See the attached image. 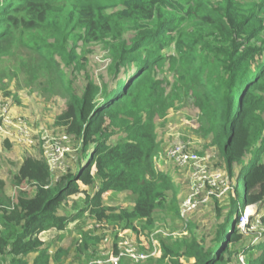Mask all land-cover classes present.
<instances>
[{
	"label": "trees",
	"instance_id": "trees-1",
	"mask_svg": "<svg viewBox=\"0 0 264 264\" xmlns=\"http://www.w3.org/2000/svg\"><path fill=\"white\" fill-rule=\"evenodd\" d=\"M263 36L264 0H0V92L11 95L6 78H22L60 94L65 105L57 124L81 145L55 182L42 152L25 156L12 183L34 190H21L16 201L0 179V264H65L71 248L50 253L39 234L63 231L84 214L134 231L136 224L149 229L157 211L179 214L180 188L154 159L155 117L173 105L156 75L165 65H177L185 91L193 90L205 135L234 183L229 210L209 241L196 221L185 222L188 233L160 238V256L147 264H231L232 256L254 249L261 252L247 264H264V233L245 246L238 228L245 206L264 204ZM79 41L101 43L110 59L107 80L87 76L80 93L67 72L83 66ZM209 55L215 69L208 65L209 89L200 90L196 69ZM107 191L130 192L133 206L104 205ZM79 192L77 212L60 213L65 198ZM219 214L217 206L213 215ZM255 222L264 229V214ZM101 240L99 230L85 228L74 250L88 251V261Z\"/></svg>",
	"mask_w": 264,
	"mask_h": 264
},
{
	"label": "rangeland",
	"instance_id": "rangeland-1",
	"mask_svg": "<svg viewBox=\"0 0 264 264\" xmlns=\"http://www.w3.org/2000/svg\"><path fill=\"white\" fill-rule=\"evenodd\" d=\"M78 44L77 51L84 57L82 59L83 66L79 70L67 72L69 78H73L75 90L80 93L86 83L87 76L93 78L97 83L107 80L108 75L104 70L110 59L108 50L101 43L82 44L79 41ZM212 61V55H209L201 69H196L197 75L195 77L201 79L199 82H202L198 85L200 90L209 89L208 65L215 69ZM178 71L177 65L174 67L165 65L163 70H158L156 74L161 79V85L165 92L173 99V105L164 118L155 117L158 150L154 159L158 169L167 172L180 188L177 204L179 214L173 213L172 208H168V211H166L167 209L160 210L155 212L153 224L149 229L142 230L140 224H136L137 231L127 230L126 234L132 237L141 236L145 246L148 240L154 236L160 242V238L163 237L187 234L188 231L183 228V225L188 221H196L198 223L197 233L209 241L213 235L212 226L224 220L230 207L228 189L234 183V178L228 174L218 150L210 145V139L205 135L202 127L203 119L193 90L189 88L188 91H185L186 85L179 78ZM5 81L7 90L10 91L11 95L4 97V92H0V102L3 100L11 102L15 114L26 117L32 126L40 127L49 137L63 134L62 126L57 124L56 120L57 115L64 108L65 98L46 89L42 83L26 82L22 78L11 81L6 78ZM13 98L18 101H14ZM177 146L185 149L190 155H195L198 159L195 162L190 161L187 166H178L174 161L168 160L165 156L167 150ZM68 148L67 168L74 161H77L81 145L71 139ZM38 153L37 149L32 150L0 139V179L4 182L5 194L11 197L13 201H16L21 190L28 194L33 193V187L26 182H21L16 186L12 180L23 158L30 154L40 158ZM248 158L249 154L243 158V162L245 163ZM237 171L238 167H235L234 176ZM191 194H193V204L192 208L187 210L183 201ZM83 197L84 193L79 192L65 198L64 205L59 210L60 213L68 216L74 215L77 212L74 204L77 203L78 206H81ZM102 203L114 207H131L134 203V195L130 192L107 191L102 194ZM217 206L220 208V214L215 217L213 213ZM263 214L264 204L261 206L252 204L243 208L238 228L243 232L245 246L255 244L259 242L260 238H263L264 229L255 222L258 216ZM250 218H252V222L249 225ZM102 223L103 226H97L94 220L87 219V215L84 214L70 222L63 231L50 229L41 232L39 238L49 245L50 253H53L58 247H70L71 252L66 258L65 264H86L88 251L77 253L73 245V241L81 234V231L92 227L99 230L102 236L108 234L117 239V232L122 229L113 228V225L106 222ZM115 230L117 231L115 232ZM97 246L100 253L102 243ZM213 247L212 245L211 249ZM260 252V250L254 249L248 254H236L232 256L231 264H238L237 258L241 264H247L250 257H256ZM31 258L32 256L29 257V260ZM122 261L128 262L129 260L124 259ZM128 264L132 263L128 262Z\"/></svg>",
	"mask_w": 264,
	"mask_h": 264
},
{
	"label": "built area",
	"instance_id": "built-area-1",
	"mask_svg": "<svg viewBox=\"0 0 264 264\" xmlns=\"http://www.w3.org/2000/svg\"><path fill=\"white\" fill-rule=\"evenodd\" d=\"M0 139L42 152L49 166L52 182L57 181L67 170L66 157L71 137L65 132L49 137L40 127L32 126L26 117L15 114L8 100L0 102ZM165 156L178 166H187L190 161L195 162L198 159L180 146L170 147ZM183 202L184 207L190 210L193 204V194L187 196ZM95 225L103 226V223L97 222ZM90 229L95 230L92 227ZM127 230L129 229H119L117 239L108 234L102 236L101 252H98L86 264H119L124 259L132 264H144L160 256V244L155 236L151 237L145 246L141 236L132 237L126 234Z\"/></svg>",
	"mask_w": 264,
	"mask_h": 264
},
{
	"label": "crops",
	"instance_id": "crops-1",
	"mask_svg": "<svg viewBox=\"0 0 264 264\" xmlns=\"http://www.w3.org/2000/svg\"><path fill=\"white\" fill-rule=\"evenodd\" d=\"M32 259V258H31ZM31 261V260H30Z\"/></svg>",
	"mask_w": 264,
	"mask_h": 264
}]
</instances>
